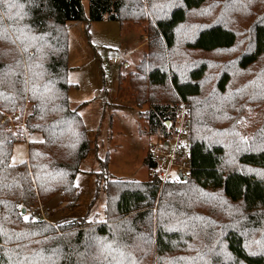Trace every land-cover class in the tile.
Listing matches in <instances>:
<instances>
[{"label":"trees","instance_id":"obj_1","mask_svg":"<svg viewBox=\"0 0 264 264\" xmlns=\"http://www.w3.org/2000/svg\"><path fill=\"white\" fill-rule=\"evenodd\" d=\"M205 2L179 0L157 17L154 32L160 39L153 46L174 49L189 12ZM88 4L89 20L106 17L120 25L125 21L124 0H88ZM83 18L81 0H0V264H140L149 262L151 250L158 264H264V135L237 153L234 168L249 171L229 169L226 143L214 142L202 130L215 129L219 122L196 116L192 107L204 92L210 68L184 56L174 59L169 71L154 66L142 73L151 86L170 82L179 98L193 102L191 175L179 183H165L160 193L156 177L112 179L105 185L106 217L89 225L85 221L54 225L35 216L55 194L70 204L79 196L74 180L90 144L80 115L69 107L66 25ZM236 43L233 28L211 22L200 28L195 24L185 47L210 53L230 50ZM263 59L264 22H257L251 47L237 56L236 65L246 70ZM180 65L186 66L184 76ZM230 79L223 69L212 80L218 95L226 94ZM25 103L30 104L26 128L41 139L28 141L26 160L11 164L14 143L22 140L6 129L3 117L20 116ZM201 112L207 114L204 108ZM174 114L173 103H154L147 111L149 129L164 134L163 121ZM144 163L152 166L148 155ZM226 203L238 207L223 225L212 217H221ZM169 204L178 210L174 213L178 219L166 220L168 213L160 214ZM201 233L205 243L198 247ZM186 245L193 246L181 252Z\"/></svg>","mask_w":264,"mask_h":264},{"label":"rangeland","instance_id":"obj_2","mask_svg":"<svg viewBox=\"0 0 264 264\" xmlns=\"http://www.w3.org/2000/svg\"><path fill=\"white\" fill-rule=\"evenodd\" d=\"M81 2L84 18L69 21L66 25L68 98L69 107L75 109L83 121L90 150L81 161L74 180L79 191L76 202L70 204L59 194L51 196L39 206L47 214L46 220L65 226L81 221L88 225L100 222L106 217L105 185L109 181L151 179L144 159L149 143L157 141L158 133L149 129L147 111L154 103L175 104L179 97L170 82L163 86H151L142 70L160 66L169 71L177 57L201 60L210 68L199 101L194 104L190 101L194 113L207 121L211 117L219 122L215 129L203 127L202 130L214 142L226 143L229 149L227 167L249 171L234 167L240 149L249 148L253 140H260L264 135V59L241 70L236 65V58L251 47L253 24L264 22V0H206L200 8L189 12L186 24L178 30L181 40L172 50L153 46L160 39L154 32V24L157 17L164 16L179 0H124L125 21L121 25L106 17L89 20L88 0ZM211 22L233 28L237 34L236 45L230 50L210 53L187 49L186 39L194 25L200 28ZM109 58H116L117 62ZM184 66L179 67L181 76L187 70ZM223 69L230 73L231 79L226 94L218 95L212 80ZM203 108L207 114L201 112ZM29 112L30 104L25 103L21 117L17 114L13 118L12 114H8L22 140L14 143L11 164L26 160L28 141L41 139L37 133L29 134L26 128L25 120ZM162 188L163 185L159 193ZM208 195L215 196L213 193ZM183 204L189 206L186 200ZM223 206L227 208H224L222 216L212 218L228 225L225 221L236 213L238 204L226 203ZM152 211L155 230L156 203ZM176 211L169 204L161 208L160 214L163 212L165 216L168 213L166 220H175L179 218V215H174ZM250 229L247 231L252 233L253 229ZM56 235H61V232ZM200 237L202 242L195 246L205 243L202 233L197 235V239ZM213 243V240L210 241L211 245ZM189 246L193 245H186L180 251H188ZM140 264H158L153 250L149 262L140 261Z\"/></svg>","mask_w":264,"mask_h":264},{"label":"built area","instance_id":"obj_3","mask_svg":"<svg viewBox=\"0 0 264 264\" xmlns=\"http://www.w3.org/2000/svg\"><path fill=\"white\" fill-rule=\"evenodd\" d=\"M117 62L116 58H109ZM173 119L163 121L165 133L157 136V141L151 142L147 148V155L152 163L148 168L150 177L159 179L161 185L165 183H179L187 179L192 172L191 143H190V107L181 98L174 104ZM15 118L17 114L12 115ZM7 122L6 129L12 132L15 139H20L16 133L11 116L4 114ZM23 126V125H22ZM36 217L45 219L47 214L39 209Z\"/></svg>","mask_w":264,"mask_h":264},{"label":"snow or ice","instance_id":"obj_4","mask_svg":"<svg viewBox=\"0 0 264 264\" xmlns=\"http://www.w3.org/2000/svg\"><path fill=\"white\" fill-rule=\"evenodd\" d=\"M25 219H27V217H25Z\"/></svg>","mask_w":264,"mask_h":264},{"label":"water","instance_id":"obj_5","mask_svg":"<svg viewBox=\"0 0 264 264\" xmlns=\"http://www.w3.org/2000/svg\"><path fill=\"white\" fill-rule=\"evenodd\" d=\"M22 212H24V210H22Z\"/></svg>","mask_w":264,"mask_h":264},{"label":"crops","instance_id":"obj_6","mask_svg":"<svg viewBox=\"0 0 264 264\" xmlns=\"http://www.w3.org/2000/svg\"><path fill=\"white\" fill-rule=\"evenodd\" d=\"M27 148V147H26Z\"/></svg>","mask_w":264,"mask_h":264}]
</instances>
